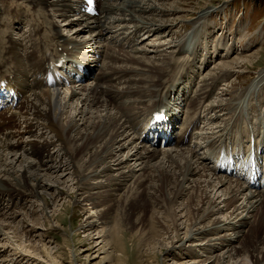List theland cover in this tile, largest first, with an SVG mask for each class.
<instances>
[{
  "label": "bare ground",
  "instance_id": "6f19581e",
  "mask_svg": "<svg viewBox=\"0 0 264 264\" xmlns=\"http://www.w3.org/2000/svg\"><path fill=\"white\" fill-rule=\"evenodd\" d=\"M7 1L12 5H6ZM163 1L166 0H98L100 15L91 17L82 12V0H0V83L7 82L21 97V108L0 113V203L5 197L30 202L41 195L40 191H52L57 198V190H62L58 186L65 181L61 179L69 175L66 180L73 177V186L66 188L74 191L72 200L92 207V220L82 229L92 231L101 225L102 241L92 244H103L99 251H104L105 238L112 227L123 224L129 206L145 198L152 210H164L166 200L162 198L169 193L173 195L168 197L171 228L178 223L174 208L188 198V205L177 210L184 208L182 212L187 215L183 218L190 223L189 229L185 240L175 237L178 242L184 240L181 248L188 250L185 254L198 255L192 264L214 263V258L218 264L231 263L235 259L232 256L238 254L233 244L264 230V190H254L243 179L217 173L210 161H219L222 147L243 149L247 144L250 151L254 137V148L259 153L260 146H264V117L258 119V124L245 121L246 126L242 127L246 118L238 120L243 114L246 92L230 104L235 109L224 128L215 123L217 115L210 116L224 105L205 107L219 79L228 77L232 66L242 67L240 59L231 65L223 62L214 70L217 75L210 73L209 77H202L201 83L194 79L185 82L190 74L197 73L196 45L210 11L204 10L195 20L180 17L183 23L190 21L195 29L183 44L175 45L178 56L185 54V47L192 49L182 65L171 53L169 59L167 54L161 59L159 53L166 52L163 49L151 52L138 48L145 40L155 37L162 44L170 37L164 28L175 24L163 16L177 14L181 9L173 5L168 8ZM25 27H29L28 32ZM132 29L136 37L131 40L129 55L123 57L116 47L129 40L126 31ZM60 63L63 68L83 64L90 69V65H98L94 72L101 69L103 77L89 70L88 84L72 89L57 83L49 86L48 77L58 72L51 67L59 68ZM262 83L263 77L257 87ZM203 108L209 111L204 117ZM164 109L170 117L171 130H177L176 112L184 109L186 115L179 140L172 145L175 150L172 146L162 147V141L154 146L146 135V125ZM144 110L146 116L142 114ZM135 119H140V123ZM232 122L236 125L231 131ZM217 132L218 137L214 136ZM187 133L190 141H198L194 142L196 148L186 145ZM51 147L59 148L61 153L49 152ZM203 150H207L205 157L200 155ZM20 152L30 158L23 160L26 165L17 170L13 164L21 162ZM76 163L81 171L74 176ZM162 192L167 194L163 197ZM48 210L44 206L42 212ZM143 212L137 213L135 224L141 222L147 210ZM223 213L226 218L217 222V216ZM3 217L14 220L15 213ZM150 221L156 223L152 218ZM7 228L12 229L14 238H21L19 229L10 223L0 225V238L6 237ZM207 236L211 238L205 239ZM5 240L9 242L8 238ZM194 241L200 243L185 245ZM221 248H226L224 254L213 257ZM15 253L19 258L21 252Z\"/></svg>",
  "mask_w": 264,
  "mask_h": 264
},
{
  "label": "rangeland",
  "instance_id": "374dc122",
  "mask_svg": "<svg viewBox=\"0 0 264 264\" xmlns=\"http://www.w3.org/2000/svg\"><path fill=\"white\" fill-rule=\"evenodd\" d=\"M11 3V1H7L6 5L10 6ZM164 5L168 8L173 5L181 9L177 14L163 16L164 20H172L175 24L173 28H164V33L167 32L165 35H170L169 39L167 38L166 41L159 44L160 42L156 41L154 37L145 40L143 44L138 45V48L146 49V51H162L163 49L166 52L159 53L161 59L164 60L166 54L169 56L168 59L171 54H174V57L176 56L179 59V64L182 65L185 62L184 58L188 57V51L191 52L192 49L191 47H185V54L178 56L176 54L178 49L175 48V45L177 43L183 44L195 29L190 21L183 23L180 17L185 16L195 20L204 10L210 11V16L205 21L206 25L204 24L203 28L200 29L202 35L196 45H199L198 48L196 47L199 53L196 55L194 62L197 73L194 76L188 74L190 77H187L185 82L194 79L197 83H201L205 77H209L210 73L214 74L216 72L217 75L218 71H214L215 68L221 67L224 63L231 65L232 61L240 59L239 65L243 64L242 67L232 66L230 75L224 79H219L220 81L216 84L205 107L210 104L224 105L222 109H216L217 111L210 113V116L217 115L219 117L215 123L223 125L224 128L229 124V120L233 115L235 105H231L234 99L239 100L246 92L247 96L242 99V103H245L241 107L243 114L239 117V120H236L240 122L241 119L246 118L244 122H241L242 127L246 126L245 121L247 124H258V119L264 117V83L259 84V87L256 85L260 78L263 77L264 79V0H166ZM25 30L28 32L29 27H25ZM133 30L126 31L129 40L116 47V52H120L121 56L124 55L123 57L129 55L128 48L132 44L131 40H135L136 34ZM142 35L144 37H141L146 39L147 35H144V33ZM164 43L166 46L163 45ZM160 45L163 48H160ZM133 55L135 56V54ZM175 72H178V70ZM94 74L103 77L101 69H97ZM90 82L91 79L85 84ZM98 93H101V89L98 90ZM201 111L202 117L209 112L205 111V108ZM145 112L146 110L142 113L144 116L147 115ZM182 119H184V116L181 117ZM135 120L140 123V119ZM230 125L232 131L236 122H232ZM234 131L231 134L234 135ZM219 135L220 132H217L214 136L218 137ZM171 149L174 148L171 147ZM48 151L58 154L60 152L59 148L56 149L55 147H51ZM42 152L47 153L46 150ZM205 152L207 151H201L200 155L204 156ZM20 157L21 162L17 165L13 164L17 170L20 169L21 165H26L25 162H22L23 160L30 158L22 152H20L18 158ZM79 165V163L75 164L72 171L75 173L74 176L81 171ZM68 176L61 179H65V181L64 184L58 186L62 190H57L59 193L57 198L53 197L54 193L52 191H40L41 195L30 202L15 200L14 198L11 200V197L3 198V205L0 203V225L14 224L17 231L19 229L18 233L21 238H14L12 229L7 228L5 230L7 232L6 237L0 238V264H192L198 258L196 254H193V257L185 254L188 250L181 248L184 245L185 233L189 229L190 223H186L187 219L183 218L187 215L182 212L184 208L181 207L178 210L177 208L188 205V198L180 201L179 205L174 208L176 209V221L178 223L176 222L175 228H171L169 227L171 218H169L170 220L167 218V216H170L168 214V211H170V199L168 197H173V195L164 194V192L161 196L164 197L167 194L166 198H162L163 201L166 200L164 201L166 209L152 210L150 203L145 198L139 199L135 206L128 207V215L123 224L110 229V235L105 238V244L109 245L108 248L105 246L104 251H99L103 244L97 247L92 242L101 243L102 234L100 232L102 227L100 225L92 231L82 229L84 224L92 220L90 219L92 207L87 203L78 201L76 203L74 199L72 200L74 191H69L66 185L73 186L71 183L73 177L66 180ZM50 187L53 190L55 189L52 185ZM76 197L79 198L78 195H75ZM44 206L49 209L46 213L42 212ZM144 210H147V212L143 215L141 222L135 224L137 213H144ZM11 212L15 213L14 220L4 219L3 216ZM103 218L105 219V215ZM151 218L156 223L151 222ZM224 218H226L224 213L218 215L217 222L223 221ZM148 233H151L150 236ZM165 233H168V235H165ZM225 234L224 232L221 235ZM177 235L184 240L178 242V238L175 237ZM89 236L91 239H89ZM5 238H8L9 242H6ZM208 238L211 237L207 236L205 239ZM197 243L200 242L194 241L185 245L188 247ZM233 246L238 249V254L232 256L235 259L231 263L228 262L230 259L227 260V264H264V230L252 233L245 240L242 239L234 243ZM225 249L216 250L212 256L217 257L224 254ZM4 250L7 252H4ZM16 251L21 252L19 258L15 255ZM244 251L248 254H245ZM254 256H257V258ZM212 261L215 262H210V264H218V259L215 260L214 258Z\"/></svg>",
  "mask_w": 264,
  "mask_h": 264
}]
</instances>
